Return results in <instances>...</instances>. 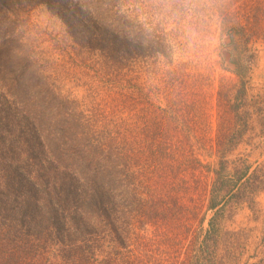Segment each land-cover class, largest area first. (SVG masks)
Listing matches in <instances>:
<instances>
[{"label": "rangeland", "instance_id": "1", "mask_svg": "<svg viewBox=\"0 0 264 264\" xmlns=\"http://www.w3.org/2000/svg\"><path fill=\"white\" fill-rule=\"evenodd\" d=\"M128 8L146 27L168 35L167 57L117 70L78 48L44 7L31 12L20 34L63 96L143 146L136 171L150 188L136 211L154 226L131 246L141 264L194 263L200 256L214 216L207 206L219 167L217 130L222 139L234 128L230 111H239L248 132L226 154L218 198L237 186L235 168L260 171L213 223L219 234L214 263L264 264V185L251 194L264 182V0H129ZM232 42L247 65L242 78L233 74ZM152 211L161 216L141 213ZM155 229L172 240L152 242Z\"/></svg>", "mask_w": 264, "mask_h": 264}, {"label": "trees", "instance_id": "2", "mask_svg": "<svg viewBox=\"0 0 264 264\" xmlns=\"http://www.w3.org/2000/svg\"><path fill=\"white\" fill-rule=\"evenodd\" d=\"M128 3L0 0V264H141L131 246L154 226L136 211L141 192L150 188L136 171L137 151L143 146L124 140L104 118L63 96L20 34L31 12L44 7L78 48L100 55L117 70L167 57L171 39L146 27L130 13ZM232 49L233 74L242 78L247 65L236 43ZM230 115L234 128L222 139L219 129L216 135L219 167L207 206L214 210L210 230L200 256L184 264H215L219 234L213 223L260 171L257 166L249 175L251 165L235 168L237 186L218 198L226 154L248 132L239 111ZM259 184L251 194L262 190L264 182ZM169 200L174 208L181 207L175 197ZM152 233L158 240L151 241L158 245L172 240L156 229Z\"/></svg>", "mask_w": 264, "mask_h": 264}]
</instances>
